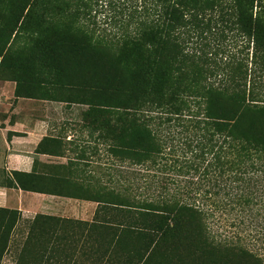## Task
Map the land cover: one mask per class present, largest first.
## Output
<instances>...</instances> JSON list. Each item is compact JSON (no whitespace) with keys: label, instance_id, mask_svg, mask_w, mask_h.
Listing matches in <instances>:
<instances>
[{"label":"trees","instance_id":"1","mask_svg":"<svg viewBox=\"0 0 264 264\" xmlns=\"http://www.w3.org/2000/svg\"><path fill=\"white\" fill-rule=\"evenodd\" d=\"M0 80L82 106L104 167L64 193L114 251L264 264V0H0Z\"/></svg>","mask_w":264,"mask_h":264},{"label":"crops","instance_id":"2","mask_svg":"<svg viewBox=\"0 0 264 264\" xmlns=\"http://www.w3.org/2000/svg\"><path fill=\"white\" fill-rule=\"evenodd\" d=\"M69 124L65 119L0 118V211L16 214L7 239L23 238L18 254H30L26 264H130L123 257L128 254L114 251L109 244V231L90 225L97 223L98 203L64 193L72 186L85 187L82 164L69 163L81 148L69 129L63 132ZM74 169L76 182H64L73 180L69 171ZM26 221L30 227L24 233L15 230ZM8 248L9 240L0 264Z\"/></svg>","mask_w":264,"mask_h":264},{"label":"rangeland","instance_id":"3","mask_svg":"<svg viewBox=\"0 0 264 264\" xmlns=\"http://www.w3.org/2000/svg\"><path fill=\"white\" fill-rule=\"evenodd\" d=\"M12 90H13L12 81L0 80V118L8 116L10 119L25 118V119H47V120H57V121H62L63 119H65L70 124L62 127L63 129H65L63 132L69 129L68 133L69 134L72 133L73 135H75L74 137L78 138L76 144H79L80 147L85 148L84 154L85 156H87V159L90 161L87 164L88 166L86 167L83 166L84 171L90 169L94 177H100L102 168L104 167L103 166L104 161L102 159L104 157V151L102 149L103 145H101V143L98 140L94 139L93 137H90L86 129L80 127L81 122L77 118L78 116H76V112L79 110V108H82V106L71 105L70 109L69 108L66 109L65 106L59 102L39 100L33 98H23V97H17L13 100ZM90 147H96L97 150L94 152V154L89 152ZM101 179L102 182L105 181L103 176H101ZM12 219H13V214L0 211V245L2 244L4 239L6 240V244H7V240H9V248L7 255H5V260L3 264H26V262H29L31 259L30 254L25 257L20 255V253L18 254V248L23 242V238L21 236L18 237L13 236L12 238L7 239L11 229L15 224L16 216L13 225L10 227V221ZM29 224L30 223L28 221L23 223L19 222L18 224L19 226H17L15 230L19 231L22 234L24 233L25 230H27L30 227ZM126 238L127 239L129 238L130 240L132 236L131 237L127 236ZM261 252L263 253V257H264V250H261ZM182 253L174 251V253H172L173 255L171 256H173V258H176L178 256L183 255L185 257L190 258L189 253L187 252L183 254ZM1 254H3V251L1 252ZM1 257L2 255H0V260ZM123 257H127L128 261H130V264L137 261L135 256L133 255H123ZM165 257L166 256H164V254L159 253L151 256V260L145 263L179 264V263L163 262L162 260H164Z\"/></svg>","mask_w":264,"mask_h":264}]
</instances>
